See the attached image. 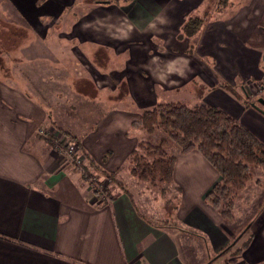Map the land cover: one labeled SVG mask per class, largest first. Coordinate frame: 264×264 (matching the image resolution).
<instances>
[{"label":"crops","instance_id":"0c3cea01","mask_svg":"<svg viewBox=\"0 0 264 264\" xmlns=\"http://www.w3.org/2000/svg\"><path fill=\"white\" fill-rule=\"evenodd\" d=\"M5 1L0 13L8 18L11 12L18 21L0 19V29H11L13 44H58L66 50L54 56L57 65L71 61L78 67L62 81L74 98L63 111L40 99L15 66L52 58L14 56L19 46L10 53L21 60L0 68V264H219L222 248L243 231L232 240L235 232L204 199L218 172L199 152L181 153L171 145L170 183L136 179L125 160L144 134L131 122L159 102L205 103L264 140L255 130L264 113L222 86L242 82L247 100L255 93L264 77V26L258 39V30L254 37V29L243 33L214 18L197 34L178 38L202 0ZM201 84L202 93L194 96ZM48 127L58 140L71 134L83 157L80 167L112 174L132 200L114 182L108 200L97 197L81 170L39 135ZM252 172L263 177L258 166ZM263 202L264 190L249 182L234 200L235 220L246 221ZM169 218L206 243L153 222ZM247 231L251 239L241 260L264 264V205Z\"/></svg>","mask_w":264,"mask_h":264},{"label":"trees","instance_id":"16d2710c","mask_svg":"<svg viewBox=\"0 0 264 264\" xmlns=\"http://www.w3.org/2000/svg\"><path fill=\"white\" fill-rule=\"evenodd\" d=\"M226 3L227 0H221L219 5L225 6ZM203 22L204 17L188 16L177 37L196 34ZM222 86L234 94L229 86ZM131 126L141 128L147 134L157 131L163 134L156 144L139 140L125 160L129 173L147 185L157 182L168 184L172 181L175 156L169 153L168 148L169 144H173L181 153L193 150L199 152L218 172V180L205 193L204 199L222 219H232L234 200L249 182L254 181L264 190V183L259 179L253 180L251 173L252 166L264 169V143L249 128L220 108L205 103L188 105L180 101L159 102L143 110L139 117L131 122ZM45 140L54 147H63L64 140L57 141L52 135ZM81 170L85 171V168ZM100 172L105 178L116 183L132 200L130 191L120 180L115 179L112 174ZM82 176L88 181L85 172ZM263 205L264 202L252 217ZM154 224L166 227L159 223ZM176 228L205 239L202 234L193 230L180 226ZM240 237H236L222 251L226 252L232 248Z\"/></svg>","mask_w":264,"mask_h":264},{"label":"rangeland","instance_id":"374dc122","mask_svg":"<svg viewBox=\"0 0 264 264\" xmlns=\"http://www.w3.org/2000/svg\"><path fill=\"white\" fill-rule=\"evenodd\" d=\"M220 1L221 0H202L200 4L197 6V8L188 15V16L194 15V16L204 17V22L202 26L199 28L198 32L208 23V21L214 18H223L224 20L225 19L228 20L230 25L232 23L231 27H233L234 25L239 26L240 31H242L243 33H249L251 30L254 29L255 31L254 32L252 31L254 33L253 34L254 37L257 36L256 30H258L259 32H258L257 37L258 39L262 38L261 28L264 26V9H263L264 0H227V3L225 4V6L219 5ZM0 5L4 6L5 8L8 7V3L5 0H0ZM8 14L10 16L8 15L9 17L6 18L7 15L5 13L3 15L0 13V19L7 21L11 19L13 20L14 18V21H18V19L14 17V15L12 16L11 12H8ZM1 22L2 21L0 20V23ZM259 26L260 28H258ZM8 31H9V34L6 30L0 29V39L2 38L0 42L1 44L0 46V68L2 67L3 69H7V68L12 69V67H14L13 62L21 60L19 57L16 58L14 56L19 55L20 57H26V58H32L35 56H40V57L47 56L46 58L50 57L53 59L55 58L54 56L59 54V52H62V50L63 51L66 50V48H62L58 46V44L54 46H50V49L40 43L27 45L25 44L27 42V39L20 40L19 42L17 40L15 42L19 44L17 43L13 44L10 38L11 29H9ZM20 31H21V34L23 35L25 34V37L28 36L26 29H21ZM262 42H263L262 45L264 46L263 39H262ZM19 46L21 50L19 52L16 51L14 53V56H12L10 51H12V49H16ZM189 47H191L193 50L194 44L193 43L190 44ZM54 60L55 59H53V61L48 60V59L47 60L39 59V60H33V61H25V63L23 64L15 63L17 64L15 66H16V70L19 71L21 74H23L27 78L25 79L27 80V84L29 85L30 89L33 90L40 97V99H42L44 102L54 103L56 106H58L61 109V111H63L65 110L64 109L65 106L71 105L70 99L73 100L74 98L71 92L68 90L66 84L62 81L67 76L68 72L74 70V68L78 67V65L75 64L74 62L67 61V62H60L62 65L58 66ZM200 66H203V68L205 69L202 62H200ZM241 83L242 82H238L237 85H234V86L227 85V86H229L233 90L234 94L238 98H240L242 102L247 101L248 105L253 102L264 110V107L257 102L258 97L264 98V77L259 81V83L255 87L256 91L250 97V100H247V96L243 93L242 89L240 88ZM202 90H203V85L201 84V86L193 88L194 93L192 94L194 96H199L202 93ZM175 94H179V93H175ZM119 96H123V94H119ZM184 96H185V99H187L188 95L184 94ZM66 98H69V101L67 104L65 102ZM182 99L184 100V98ZM163 100H166V99L163 98ZM86 105L90 106V104H86ZM191 105H194V104H191ZM141 112L139 113V115L141 114ZM71 113L74 114V111H71ZM75 122L80 123L81 120L78 119V121H75ZM53 127L58 129L55 126ZM135 129H140L142 131L141 133L144 134L143 139H140V140H147L151 143L156 144L163 137V134L160 131H157L153 134H147L141 128H135ZM255 130L259 133V135H261L262 137L264 136V124H260V123L257 124V128H255ZM41 131H43L46 134L45 135L46 137H44V133H41ZM38 133L39 135L43 136L46 139L51 135L54 136L53 134L55 133V130L52 129V127L41 128L40 130H38ZM66 135H68V137H65L64 134H61L60 136H64L61 138H68V140L69 139L71 140L73 138L71 134L67 133ZM56 139L58 140V138ZM259 139L264 143V140H262L261 138ZM74 142H76V140H74ZM171 145L173 146V144H169V148H168L169 153L171 151ZM57 148L60 150V147H57ZM71 163L75 166L73 162ZM258 167L264 171L262 167L260 166ZM77 168L80 170L82 169L80 165H78ZM83 171L84 170H81V173H84V172L86 173L88 177V183L90 184L92 191L93 189H95L93 193L97 197H100L103 200H108L109 199L108 191L110 190V184L111 183L113 184V181L105 178V176L101 174L99 168H97V166L95 165L91 166L90 164H88L86 165L85 171L84 172ZM262 175H263L262 178H258L256 177L255 173L252 172L253 180L258 178L262 183H264V173H262ZM251 182H254V181H251ZM162 184H166V183H162ZM117 187L119 188L118 185ZM156 191L159 192V188H156ZM164 197L167 198V194H165ZM165 210L168 212L171 209L170 207H166ZM253 215L254 214H252L251 216ZM251 216L246 221L244 220L241 222H237L234 216L232 217L230 221L223 219L228 225V227L233 232H235V235L232 238V240L237 235H239L240 232L243 231V233L241 237L239 238L238 243H236L232 248L230 247L228 251L223 253V257L220 259L221 262H219V264L243 263V261L241 260L242 252L248 246V243L250 242V239H251V234L247 231V223L249 221L251 222V220L254 219V217L251 218ZM153 222L156 224L159 223L161 225H165L166 228H173V227L178 226L177 223L172 220V218L161 219V220H157ZM204 242H206V240ZM213 256L214 254L211 255V257ZM243 264H245V262Z\"/></svg>","mask_w":264,"mask_h":264},{"label":"built area","instance_id":"2783aa9c","mask_svg":"<svg viewBox=\"0 0 264 264\" xmlns=\"http://www.w3.org/2000/svg\"><path fill=\"white\" fill-rule=\"evenodd\" d=\"M41 133L44 132L41 131ZM45 135L46 134L44 133V137H46ZM61 140H64V138H61L60 140L57 141H61ZM60 150L64 152V154L70 159L71 162L75 164V166L80 165L81 161L83 160V157L78 152V145L73 140L69 139L68 141H64L63 147H60Z\"/></svg>","mask_w":264,"mask_h":264},{"label":"water","instance_id":"95a60500","mask_svg":"<svg viewBox=\"0 0 264 264\" xmlns=\"http://www.w3.org/2000/svg\"><path fill=\"white\" fill-rule=\"evenodd\" d=\"M257 102L264 107V98L258 97ZM252 106L264 113V110L258 107L256 104L252 103Z\"/></svg>","mask_w":264,"mask_h":264}]
</instances>
